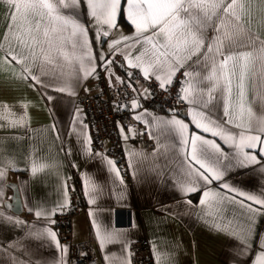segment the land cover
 <instances>
[{"label":"crops","instance_id":"obj_1","mask_svg":"<svg viewBox=\"0 0 264 264\" xmlns=\"http://www.w3.org/2000/svg\"><path fill=\"white\" fill-rule=\"evenodd\" d=\"M237 4L240 5L237 11L241 27L257 41L264 40V0H237ZM122 8H127V0H123ZM61 11L67 13L69 10ZM79 19L87 35L74 37L69 29L64 33L65 39L51 49V61H46L40 45L34 43L32 37H43L47 21H42L37 31L38 14L29 24L24 19L23 9L17 12L7 0H0V264H12L14 257L24 264L29 261L30 264L67 263L70 249L56 234L54 216L69 208L67 186L74 177L80 182L84 208L72 218L71 243L92 242L98 253V264H131L130 245L143 239L151 245L155 264H253L257 252L261 251L258 241L264 234V209L221 188V181L205 184L196 175L189 177L190 157L185 156V146L175 128L163 123L173 118L181 120L188 125L186 136L196 133L205 139L216 140L226 154L233 155L234 148L195 127L189 116V108L195 106L186 103V109L179 114H153L140 106L132 110L133 118L143 115L141 121L134 119L154 146L150 151L134 148L127 141L133 135L132 131L122 132L129 173V180L122 179L123 183L120 182L121 169L115 160L91 148L89 131L77 108L78 98L85 93L97 92L95 77L98 67L104 65L100 60L103 55L112 61L113 69L129 81L134 99L140 105V101L146 99L142 83L133 75L129 77L128 73L138 71L144 78L139 67L129 66V61L134 60L142 49L138 44L133 45L130 56L125 59L131 41L125 43L123 37L135 35V27L126 19V14L119 16V27L111 30L107 25L90 21L86 13ZM97 29L103 43L97 40ZM105 31L109 33L107 36L103 35ZM214 35V30H208L209 42ZM85 41L86 49L83 47ZM110 43L116 49L112 53L109 52ZM216 59L219 62L224 57L218 55ZM262 63L259 59L251 61L246 73L245 103L253 110V120L264 119ZM184 67L194 69V78H198L195 73L203 75L210 70L203 64L193 65L192 60ZM34 76L43 84L37 83ZM149 79L159 83L155 75ZM206 86L207 82L201 85ZM217 95H220L219 91ZM212 115L237 137L242 132L261 135L256 154L264 162V156L259 155V148L264 147V134L247 130L249 118L246 112L237 119L238 123L244 124L243 128L224 123L222 100L216 102ZM244 151L251 153L253 149L245 148ZM109 160L113 162L112 166L108 164ZM113 166L120 178L111 170ZM194 167L199 169L198 164ZM89 178L102 187V191L100 187L93 190L86 185ZM179 181L195 183L198 191L181 193ZM223 182L241 192L264 196L261 164L231 168ZM11 184L17 186L22 206L20 214L4 207L13 195ZM205 191L216 195L204 197ZM201 199H205L204 205L200 204ZM241 201L260 211L250 212ZM37 212L46 215L38 217ZM250 219L254 220L253 238L251 249L244 252L238 233ZM105 230L123 233V241L104 242L102 246ZM48 232L55 233V240L47 236ZM64 248H67L66 253L62 252Z\"/></svg>","mask_w":264,"mask_h":264},{"label":"snow or ice","instance_id":"obj_2","mask_svg":"<svg viewBox=\"0 0 264 264\" xmlns=\"http://www.w3.org/2000/svg\"><path fill=\"white\" fill-rule=\"evenodd\" d=\"M7 2L14 6L17 12L24 10V19L29 24L32 23L33 16L38 14L40 20L36 21L37 31H39L40 23L47 21L43 37L41 39L32 37L33 42L40 45L46 61H51L52 57L49 54L51 49L65 39L64 33L69 29H71V36L87 35L85 26L79 19L82 13H86L90 21L96 25H107L109 30L119 27L117 23L119 16L126 14V19L135 27V35L123 37L125 43L131 41L125 59L130 56L133 45L138 44L142 49L134 60L129 61V66L139 67L145 79L155 75L159 82L158 87L162 90H167L174 83L176 74L184 69L182 75L185 80L180 82L178 99L195 106L189 108L192 123L201 132L210 133L212 137H218L224 144L235 149L234 154L229 156L216 140L205 139L196 133H192L190 137L186 136L188 125L181 120L173 118L163 121L175 128L181 143L185 146L186 158L190 157L187 175L189 177L196 175L205 184L221 181V188L236 193L244 197V200L260 205L261 209H264V196L241 192L223 182V177L231 168L261 164V171H264V162L259 160L256 154L257 142L261 141V135H245L242 132L237 137L212 115L215 112L216 102L222 100L224 123L243 128L244 124L238 123L237 119L246 112L249 118L247 130L264 134V119L253 120V110L251 107H246L245 103L248 66L251 61L257 59L264 62V40L257 41L241 27L240 14L237 11L240 5L237 4V0H127V8H122L123 0H7ZM61 9L69 11L64 13ZM12 19H16L15 14ZM48 25L51 27L49 28ZM210 29L215 31V35L209 42L207 32ZM108 34V31L103 33L104 36ZM97 40L103 43L99 29H97ZM83 47L87 48L86 41ZM205 48L206 51H204ZM239 48H250L252 51H234ZM115 50L114 44L110 43L109 52L112 53ZM218 55H223L224 59L218 62L216 59ZM193 57L196 59L193 60ZM100 60L106 65L112 62L103 55L100 56ZM190 60L193 61V65L203 64L206 69L210 67V70L203 75L195 73V77L198 78H194V69L189 70L184 67ZM109 75L111 76V73ZM128 75L132 77V73ZM33 79L43 84L39 77L34 76ZM205 82L207 86L201 87ZM58 90L64 91V89ZM145 93L150 94L147 89ZM139 106L138 100L133 99L131 109L135 110ZM121 107L128 108L127 105H118V110ZM204 109H207V112ZM134 118L141 121L143 115H136ZM189 148L190 151L187 150ZM245 148L253 149V152H246ZM259 155L264 156V147L259 148ZM108 164L112 166L113 162L109 160ZM194 164H198L199 169L203 171L196 169ZM111 170L120 178L114 166ZM120 182L123 183L122 178ZM85 183L93 190L100 187L91 178ZM178 185L179 191L183 194L198 191L195 183L179 181ZM100 190L102 191V187ZM0 194H2V187H0ZM210 195L216 194L208 191L203 193L204 197ZM205 202V199L200 200L201 205ZM240 203L250 212L260 211V209L252 208L251 205H244L243 201ZM36 215L39 217L46 214L37 212ZM16 223L20 222L16 221ZM253 226L254 220L250 219L238 233L244 245L242 249L244 252L251 249ZM47 236L55 240V233L48 232ZM123 239V233L105 230L101 243L103 246L104 242H121ZM57 246L59 247L58 241ZM258 246L261 251L257 252L253 264H264V234L260 235ZM62 252L66 253L67 248L62 249ZM12 264H24V262L14 257Z\"/></svg>","mask_w":264,"mask_h":264},{"label":"built area","instance_id":"obj_3","mask_svg":"<svg viewBox=\"0 0 264 264\" xmlns=\"http://www.w3.org/2000/svg\"><path fill=\"white\" fill-rule=\"evenodd\" d=\"M113 68L111 63L98 67L95 77L97 92L80 96L77 100V108L89 131L91 148L115 160L121 169V178L127 181L129 180L128 161L124 153L122 132L132 131L133 135L128 137L127 141L134 148L150 151L154 144L132 116L131 103L135 96L130 83ZM132 75L140 79L143 92L145 93L147 89L150 93H145L146 99L140 101L142 109L153 114L159 112L179 114L186 109V102L178 99L180 82L183 81L182 71L176 74L174 83L167 90L158 87L154 79L141 78L138 71L133 72ZM118 105H127L128 108L121 107L118 110ZM67 194L69 208L54 216L56 234L70 249L66 264H98V253L92 242L71 243L72 218L84 208L80 199V182L75 177L67 186ZM130 251L131 264H155L152 248L147 239L133 242Z\"/></svg>","mask_w":264,"mask_h":264},{"label":"water","instance_id":"obj_4","mask_svg":"<svg viewBox=\"0 0 264 264\" xmlns=\"http://www.w3.org/2000/svg\"><path fill=\"white\" fill-rule=\"evenodd\" d=\"M10 189L13 193L11 199L4 204L5 209L14 213L20 214L22 212V206L20 203L19 193L15 184L10 185Z\"/></svg>","mask_w":264,"mask_h":264},{"label":"trees","instance_id":"obj_5","mask_svg":"<svg viewBox=\"0 0 264 264\" xmlns=\"http://www.w3.org/2000/svg\"><path fill=\"white\" fill-rule=\"evenodd\" d=\"M129 82V81H128Z\"/></svg>","mask_w":264,"mask_h":264}]
</instances>
